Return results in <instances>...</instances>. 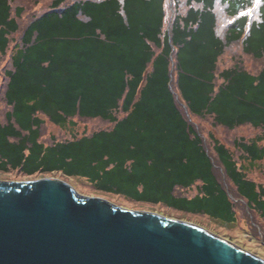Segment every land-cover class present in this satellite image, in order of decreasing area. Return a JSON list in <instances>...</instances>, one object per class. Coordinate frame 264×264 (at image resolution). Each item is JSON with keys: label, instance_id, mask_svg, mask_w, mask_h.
I'll return each mask as SVG.
<instances>
[{"label": "trees", "instance_id": "1", "mask_svg": "<svg viewBox=\"0 0 264 264\" xmlns=\"http://www.w3.org/2000/svg\"><path fill=\"white\" fill-rule=\"evenodd\" d=\"M0 171L264 243V0H0Z\"/></svg>", "mask_w": 264, "mask_h": 264}, {"label": "water", "instance_id": "2", "mask_svg": "<svg viewBox=\"0 0 264 264\" xmlns=\"http://www.w3.org/2000/svg\"><path fill=\"white\" fill-rule=\"evenodd\" d=\"M262 259L197 223L85 195L57 177L0 180V264H264Z\"/></svg>", "mask_w": 264, "mask_h": 264}, {"label": "rangeland", "instance_id": "3", "mask_svg": "<svg viewBox=\"0 0 264 264\" xmlns=\"http://www.w3.org/2000/svg\"><path fill=\"white\" fill-rule=\"evenodd\" d=\"M47 125H48V132L59 133V131L63 130V129L59 128V126L51 124L49 121H47ZM82 125L78 126L79 130H81ZM251 175L258 180H260V179L257 176H260V178H262L261 171H259L258 169L253 170L251 172ZM54 177L68 181L70 184H72L77 189V191H79L82 194L89 195L83 191L82 187L79 186V185H84L82 183V182H84V178L83 179H81V178H77V179L65 178L61 174H56ZM36 178H40V177H33V178H29V179L19 178V177H16L14 174H10V173L5 174V173L0 171V180H30V179H36ZM96 196H101V197L107 198V199H109V201L127 208L125 203L118 200V199L110 198L107 195H96ZM128 208L136 209V210H153L154 207L152 208L150 206L139 205V206L128 207ZM154 211H156V210H154ZM163 215L173 217V218L184 219V220L196 223L194 217H189V219H185V218L178 217V215L176 216V214H174V215L163 214ZM198 219L202 220L207 225L200 224V223H197V224H199V225L205 227L206 229H208L209 231L231 241L232 243H234L237 246L245 249L246 251L253 253V254L259 256L260 258L264 259V243L262 242V239H261L262 234L254 235L252 233H249V231H247L248 228H247L246 220L245 221L237 220V222L234 224H228V223L224 224V223L216 221V220H211L209 223V222H206V220L201 219V217L196 218V220L198 222H199Z\"/></svg>", "mask_w": 264, "mask_h": 264}, {"label": "bare ground", "instance_id": "4", "mask_svg": "<svg viewBox=\"0 0 264 264\" xmlns=\"http://www.w3.org/2000/svg\"><path fill=\"white\" fill-rule=\"evenodd\" d=\"M231 242V241H230ZM234 244V243H233ZM235 246H237L236 244H234ZM239 247V246H238ZM255 255V254H254ZM257 256V255H256ZM257 257H259V256H257ZM260 258V257H259ZM262 259V258H261ZM263 260V259H262Z\"/></svg>", "mask_w": 264, "mask_h": 264}, {"label": "snow or ice", "instance_id": "5", "mask_svg": "<svg viewBox=\"0 0 264 264\" xmlns=\"http://www.w3.org/2000/svg\"><path fill=\"white\" fill-rule=\"evenodd\" d=\"M257 2L259 3V2H260V0H257Z\"/></svg>", "mask_w": 264, "mask_h": 264}]
</instances>
